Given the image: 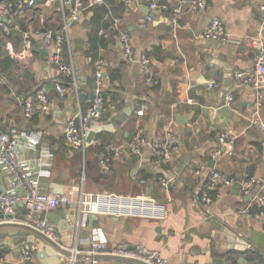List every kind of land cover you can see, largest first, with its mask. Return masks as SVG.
Segmentation results:
<instances>
[{
	"label": "crops",
	"instance_id": "1",
	"mask_svg": "<svg viewBox=\"0 0 264 264\" xmlns=\"http://www.w3.org/2000/svg\"><path fill=\"white\" fill-rule=\"evenodd\" d=\"M34 1L35 6L26 7L23 17L7 23H18L20 30L11 33V38L0 34V52L12 61L9 66H1L0 131L40 135L35 149L20 150L19 156L30 161L33 178L43 194L65 195L74 203L82 193L149 196L166 209L162 221L98 218L76 232L70 228L75 222L70 217L77 220L76 209L62 207L55 210L52 223L57 227L59 243L85 253L95 230L104 236L109 250L142 244L159 251L169 264H213L212 260L230 247L224 240L214 239L216 229L223 227L245 243V255L264 264V217L256 218L253 210L246 212L257 185L247 193L244 188L250 181L264 185V131L259 127V123L264 124V108L257 110L251 86L234 79L235 72L251 68L253 56L264 48V19L257 6L248 0H207L205 12L184 11L176 28L170 23L169 13L149 10L150 0H134L128 6L106 0L102 6L82 10L79 21L69 28L68 42L61 53L63 63L74 68V90L49 64L52 47L42 43L45 31L54 32L63 26L69 10L61 9L60 0ZM159 1L171 6L177 3ZM115 18L131 39V60L123 55L113 27ZM84 19L88 29L81 26ZM213 19L223 25L227 35L224 45L202 38ZM22 32L30 34L25 60L13 56L22 50ZM79 38L83 40L81 54L75 52L74 41ZM142 56L150 59L154 87L145 84L139 64ZM96 72L101 75L98 80ZM209 82L215 83L213 88H209ZM58 84L66 90L65 96L56 92ZM42 88L47 92L50 111L27 118L21 102ZM96 88L105 101L102 119L95 126H105L115 118L122 117L123 121H115L117 128L112 132L96 136L84 152L68 155L63 136L66 124L86 110ZM227 96L232 97L226 107L228 116L219 113ZM142 108L144 112L138 116ZM137 130L146 143L140 155L132 156L128 143ZM167 131L174 134L179 148L170 164L164 165L157 161L151 145ZM220 135L234 138L233 150L224 152L218 143ZM103 157L110 161L108 172L99 166ZM202 164L206 169L196 176L195 170ZM213 170L234 182L229 186L218 183L210 195L211 203L204 207L203 181ZM158 177L165 178L168 186L151 181ZM238 178L241 188L236 186ZM140 180L147 182L141 185ZM13 220L22 221V213ZM10 232L0 230V264L52 261L48 256L38 257L39 244L34 236L23 232L10 236ZM32 247L37 251L24 261L23 251ZM63 260L70 264V259Z\"/></svg>",
	"mask_w": 264,
	"mask_h": 264
},
{
	"label": "built area",
	"instance_id": "2",
	"mask_svg": "<svg viewBox=\"0 0 264 264\" xmlns=\"http://www.w3.org/2000/svg\"><path fill=\"white\" fill-rule=\"evenodd\" d=\"M106 0H60L61 9L67 8L68 18L64 19L63 26L54 32L45 31L42 37V43L45 47H52L49 55V64L55 67L65 79L66 84L77 89L75 72L72 65L64 64L61 58L62 48L68 42V31L72 23H77L82 10H90L105 4ZM123 6H128L134 0H116ZM255 4L264 19V0H248ZM35 6L34 0H6L0 3V18H6L9 21L14 18H21L24 15L26 7ZM149 10L151 12L161 11L170 14V23L173 28L178 25V19L184 11L205 12L208 9L207 0H177L175 5H169L159 0L149 1ZM150 20V17H147ZM7 22V23H8ZM121 22L115 18L113 27L117 32V37L121 45L125 58H133L131 39L128 33L121 28ZM20 30L18 23L14 22L10 26L0 22V33L9 36L11 31ZM22 50L13 55L19 60H25L26 53L30 46V34L22 32ZM202 38L219 44H226L227 35L220 20L213 19ZM10 55V54H9ZM145 77V84L150 87L156 85L150 69V59L142 56L139 59ZM96 79H100V72H96ZM234 79L237 82L251 86L255 90V106L257 110L264 108V48L260 47L252 58V66L247 71L235 72ZM0 63V84H3ZM214 82H209V88H213ZM59 96H65L66 90L62 85L55 86ZM104 97L99 89H95L88 99V106L83 113H78L70 118L64 130V140L67 144V154L74 151L84 152L89 144L86 143L88 133L102 119L104 111ZM232 103V97L227 96L224 100V106L229 107ZM22 110L27 118L33 117L36 113L48 114L50 111V101L44 88L35 93L33 97L26 98L21 102ZM144 108L137 112L142 116ZM259 127L264 131V124L259 123ZM40 142V135L29 132L17 133L0 131V212L2 215L10 216L14 219L19 212L22 213V222L29 227L41 232L47 238L59 242L54 224H52L45 215L49 212L58 210L62 207L73 206L76 209L77 220L72 224L73 229L78 232L80 229L88 227L91 217L99 218H124V219H143L152 221H162L166 218L165 206L155 198L149 196H128L119 195L113 192H102L97 194L82 193L79 200L71 202L65 195H48L39 191L37 180L33 178L30 161L19 156L20 150H34ZM143 133L137 130L131 137L128 148L132 156L141 154L145 146ZM218 143L224 152L233 150L235 146L234 138L226 135L218 137ZM152 150L161 164L168 165L172 161V156L178 151V143L174 134L167 131L162 139L156 140L151 145ZM102 171H110V161L103 157L99 161ZM206 169L205 164L200 165L195 170V175H201ZM151 181H157L161 186H168L165 178H152ZM147 181L140 180L144 185ZM234 182L232 179H225L217 171H211L207 179L203 181L202 202L204 207L211 203V193L215 190L218 183L229 186ZM254 185H257V193L252 199V204L246 210H253L256 218L264 217V185L258 181H250L245 184V192ZM88 248L85 253L110 254L114 256L126 257L139 260L145 264H169L161 253L157 250H151L142 244H136L132 249H125L117 246L113 249L106 248V240L100 231L93 230L89 239ZM37 247L23 251V260L29 261ZM73 252H77L75 249ZM75 260L70 259V264H75Z\"/></svg>",
	"mask_w": 264,
	"mask_h": 264
},
{
	"label": "water",
	"instance_id": "3",
	"mask_svg": "<svg viewBox=\"0 0 264 264\" xmlns=\"http://www.w3.org/2000/svg\"><path fill=\"white\" fill-rule=\"evenodd\" d=\"M6 0H0V3L4 2ZM0 22L7 24L8 20L6 18H0ZM81 26L84 29H88L87 27V20L84 19L81 22ZM11 33H15V31H11ZM75 44H77L75 48V52L81 54L82 53V44L83 40L81 38L74 41ZM219 113L229 115V110L221 106L219 108ZM123 114L126 116L129 115L127 110H123ZM115 121L121 122L123 121V118H115L114 120H111L107 125L105 126H95L87 135L86 137V143L91 144L96 136L99 134H102L104 132H112L114 128H117V125L115 124ZM210 167H212V164H210ZM262 183L264 182V179L261 180ZM236 186L241 188L240 185V178L236 180ZM55 211L47 213V219L51 221V223H55L54 217H55ZM75 217H70V221H75ZM91 219L97 220V217H91ZM57 225V223H56ZM92 227V225H90ZM57 228V227H56ZM70 228L72 229V224L70 225ZM0 230H10V236L11 235H18L17 232H23V234H30L34 236L38 240V248H39V255L38 257L41 259H44L45 257H51L52 261L48 262V264H64L63 259H73L75 261H87L88 264H96L99 262H115L118 264H145L139 260L132 259V258H126V257H120V256H114L110 254H102V253H81V252H73L69 248L61 245L59 242H55L46 236H44L41 232L29 227L22 221H14L10 216L2 215L0 212ZM214 239L215 240H224L226 243L229 244V249L227 248L221 255L220 258L212 260L213 264H260L255 257L251 255H245V249L246 245L244 242L240 241L238 238H235L232 233L229 231H226L225 228L219 227L216 229V232L214 233ZM228 246V245H227ZM232 251L235 252H243L244 254L241 256H236Z\"/></svg>",
	"mask_w": 264,
	"mask_h": 264
},
{
	"label": "trees",
	"instance_id": "4",
	"mask_svg": "<svg viewBox=\"0 0 264 264\" xmlns=\"http://www.w3.org/2000/svg\"><path fill=\"white\" fill-rule=\"evenodd\" d=\"M1 34V33H0ZM3 36V35H2ZM5 37V36H4ZM7 38H11V35L9 34V36H6ZM11 60L9 59L8 55L0 52V63L1 66L5 65V66H9L11 64ZM13 64V63H12Z\"/></svg>",
	"mask_w": 264,
	"mask_h": 264
}]
</instances>
